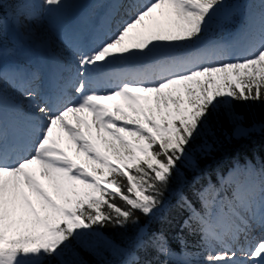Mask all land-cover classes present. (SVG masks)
Here are the masks:
<instances>
[{
	"label": "snow or ice",
	"instance_id": "6c2138e0",
	"mask_svg": "<svg viewBox=\"0 0 264 264\" xmlns=\"http://www.w3.org/2000/svg\"><path fill=\"white\" fill-rule=\"evenodd\" d=\"M12 7L0 18V264H71L66 251L85 238L121 264H264V168L233 169L219 187L195 176L191 198L176 191L188 213L181 230L200 252L177 254L163 232L138 227L140 216L162 217L181 167L195 166L193 145L203 139L199 153L210 150L225 119L246 133L234 103H264V0L235 9L228 0H111L99 27L66 16L68 0ZM235 12L233 41L203 40L214 19ZM52 14L74 70L59 60L47 76L5 67L6 55L26 57L3 45L8 19L35 44L33 22ZM9 89L33 101L29 112ZM108 225L136 231L120 248L98 231Z\"/></svg>",
	"mask_w": 264,
	"mask_h": 264
},
{
	"label": "trees",
	"instance_id": "16d2710c",
	"mask_svg": "<svg viewBox=\"0 0 264 264\" xmlns=\"http://www.w3.org/2000/svg\"><path fill=\"white\" fill-rule=\"evenodd\" d=\"M233 110L237 116L247 124H260L258 132L250 133L246 137L231 136L234 124L228 120H223L217 127L215 141L209 140L213 146L210 150L201 154L196 151L195 166H182V179L173 180L169 190L165 193L164 208L162 217L153 219L140 216L138 227H147L150 232H163L169 243V247L175 253L181 250L197 253L201 249L197 247L198 237L188 234L187 230H181V225L188 217L185 209H182L176 200L175 193L183 190L191 198L192 189L190 187L192 179L201 173V185H208L209 182L218 186V176L226 171L229 165L235 162L254 161L260 165L264 163V103L261 102H236ZM238 121H236L237 123ZM203 139L193 145V148L202 144ZM139 215V214H138ZM108 240L120 248L126 247L129 238L135 233V227L119 228L111 225L103 229H98ZM183 236L187 241L186 248L182 245L178 237ZM155 252H150L149 256L154 257ZM65 260L71 264H121L122 256L110 247H94L89 238L82 241H72L71 247L65 253ZM163 259V257H161Z\"/></svg>",
	"mask_w": 264,
	"mask_h": 264
},
{
	"label": "rangeland",
	"instance_id": "374dc122",
	"mask_svg": "<svg viewBox=\"0 0 264 264\" xmlns=\"http://www.w3.org/2000/svg\"><path fill=\"white\" fill-rule=\"evenodd\" d=\"M80 0H71V2H74V3H77L79 2ZM228 4L233 8V5H234V2L232 0H228ZM217 18L214 19L211 23V24H214L216 22ZM209 25V26H210ZM33 29L34 31L36 32L37 36L39 37V41L37 43H35L36 45L40 46V45H49V46H54L56 47L58 50H60L56 45L55 43L52 44V39L51 37L49 36V34L47 33V26H46V22H41L40 20L39 21H36V22H33ZM209 28V27H208ZM17 29V28H16ZM20 30L22 33H24V30L23 29H18ZM228 39H231V38H228ZM10 91V89H9ZM12 92V91H10ZM111 103V102H109ZM239 117V116H238ZM240 118V117H239ZM243 129L246 130V133L245 134H234V130H233V133L231 134V136H234L235 138L236 137H246L247 135H249L250 133H255V132H258L259 131V127H260V124L258 123L257 124H245L243 123V121L241 119L238 120L237 122ZM209 142V141H208ZM203 143V141H202ZM210 143V142H209ZM211 144V143H210ZM200 147V146H199ZM199 147H197L196 151L199 152ZM213 147V146H212ZM211 147V148H212ZM231 172V171H229ZM229 174V173H228ZM227 174V176H228ZM226 176V177H227Z\"/></svg>",
	"mask_w": 264,
	"mask_h": 264
}]
</instances>
